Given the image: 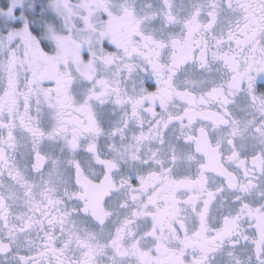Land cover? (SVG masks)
<instances>
[{
	"label": "snow or ice",
	"instance_id": "obj_1",
	"mask_svg": "<svg viewBox=\"0 0 264 264\" xmlns=\"http://www.w3.org/2000/svg\"><path fill=\"white\" fill-rule=\"evenodd\" d=\"M0 264H264V0L0 3Z\"/></svg>",
	"mask_w": 264,
	"mask_h": 264
},
{
	"label": "rangeland",
	"instance_id": "obj_2",
	"mask_svg": "<svg viewBox=\"0 0 264 264\" xmlns=\"http://www.w3.org/2000/svg\"><path fill=\"white\" fill-rule=\"evenodd\" d=\"M0 3H5V0H0ZM6 6V5H5Z\"/></svg>",
	"mask_w": 264,
	"mask_h": 264
}]
</instances>
